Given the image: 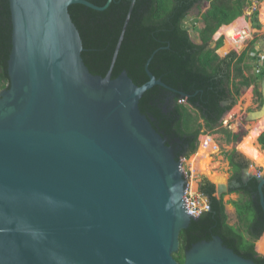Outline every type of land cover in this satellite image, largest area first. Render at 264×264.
<instances>
[{"label":"water","instance_id":"water-1","mask_svg":"<svg viewBox=\"0 0 264 264\" xmlns=\"http://www.w3.org/2000/svg\"><path fill=\"white\" fill-rule=\"evenodd\" d=\"M87 0H10V87L0 91V264H181L189 184L172 147L141 112L154 86L124 71L91 73L69 8ZM132 11V8H131ZM128 17L127 22L129 21ZM124 32L113 59L120 50ZM263 105L247 121L264 117ZM243 135L239 142H242ZM259 181L264 211V175ZM219 199L228 185L216 186ZM262 238V237H261ZM184 264H257L219 236Z\"/></svg>","mask_w":264,"mask_h":264},{"label":"trees","instance_id":"trees-1","mask_svg":"<svg viewBox=\"0 0 264 264\" xmlns=\"http://www.w3.org/2000/svg\"><path fill=\"white\" fill-rule=\"evenodd\" d=\"M87 1L99 7L108 2ZM253 1L113 0L104 11L75 4L69 12L83 41L82 57L94 75L105 77L112 69V78L116 79L126 71L136 85L143 86L150 80L146 64L152 58L149 70L170 89L154 86L143 95L140 109L181 161L198 152L199 138L207 130L225 134L231 142H239L240 134L225 128L223 120L253 84L246 74L251 66H245L253 57L250 50L240 55L232 51L221 57L217 51L224 46L225 38L215 42L214 36L222 26L231 25L242 17ZM205 3L209 6L201 12L204 27L197 41L184 29V21L193 9L203 11ZM123 32L124 38L112 68ZM12 34L10 0H0V91L8 89L11 83L8 62L13 48ZM260 75L263 82L264 66H260ZM256 94L262 104V91L256 89ZM181 100L185 103H180ZM258 143L264 149V132ZM235 157L236 150L229 154L228 160L239 174L242 163L235 162ZM243 164V167L249 166L248 162ZM242 186L238 190L240 200L232 202L240 224L235 227L228 223L224 198L215 196V185L207 179L200 182V193L208 198L211 210L181 231L180 251L174 254L179 263H185V253L194 244L219 236L224 245L239 256L264 264V256L255 249L259 240V249L264 253V211L259 181L253 178Z\"/></svg>","mask_w":264,"mask_h":264},{"label":"rangeland","instance_id":"rangeland-1","mask_svg":"<svg viewBox=\"0 0 264 264\" xmlns=\"http://www.w3.org/2000/svg\"><path fill=\"white\" fill-rule=\"evenodd\" d=\"M262 3H264V1L261 2V4ZM247 11L248 10H246L244 13L246 14ZM199 12L201 13L200 9L198 8L193 9L194 14H198ZM256 17H258V15L255 16V18L254 15H252L250 16V18L247 19L249 27L252 28V32L249 33L250 37L247 40V42L243 44L241 47H237L238 54H242L243 51L245 52L250 50L251 57H253V59L251 60L249 59L245 63L246 67L251 66V69L247 70L246 74L252 80L253 84L251 86L252 87L251 89H253V95L250 94L251 89L245 90L242 93V95L238 98L234 108L225 116L223 120V126L232 133H239L240 137H242L245 134L247 136L250 130L252 129V127L258 123V122L247 121L249 112L259 109L260 99L256 94V89L262 90L260 66H264V25L260 23L261 27H258L259 21L258 19H256ZM260 18H261V13H260ZM224 47H226V45ZM224 47L221 50V54L223 55L230 51ZM232 51H236V50L234 49ZM251 96L252 97L254 96L253 103H251L252 100ZM199 122L201 124H204L202 120H200ZM203 130L206 131L207 129L204 128ZM206 134H210L213 137L214 142L210 143L205 153L201 152V146L204 144L202 143L201 145L199 141L198 152L190 156L187 160L184 158H182L181 160L183 169L188 174V177L192 176L190 177L191 179L190 178L188 179H190L191 185L195 186V188H193L194 192L197 191L200 182L204 179L209 180L212 184L215 185V187L219 184L228 185L227 181L228 178L231 176V169H230L228 156L233 152L234 149L237 150L239 155H241L244 158V160L249 163V168L245 170L246 174L264 175V163L262 162L258 164L254 162L251 158H249L247 155H245L239 148L242 142H234V141L231 142L227 139L225 134L218 132H211L207 130ZM261 150L264 152V149ZM216 196L219 198L218 194H216ZM236 200H237L236 195H228L224 198V203L226 205V211L228 214V223L232 226L240 227L238 215H237V209L232 203L233 201ZM258 241L255 244V249L258 254L264 256V253L259 249L261 242L258 243ZM257 243H258V247H257Z\"/></svg>","mask_w":264,"mask_h":264},{"label":"built area","instance_id":"built-area-1","mask_svg":"<svg viewBox=\"0 0 264 264\" xmlns=\"http://www.w3.org/2000/svg\"><path fill=\"white\" fill-rule=\"evenodd\" d=\"M192 28H193V23H188V22L184 23L185 30L190 32ZM249 33H250L249 30L246 27H244L243 29L238 31L237 37L233 38V42L236 45L234 49L237 52H238L237 47H241L249 39L250 37ZM180 103H185V100H181ZM199 141H200V144L202 145L203 143L206 148L209 147L210 143L214 142L213 137L210 134L201 135ZM182 170L185 173L187 178L192 177V176L188 177V174L183 169V166H182ZM190 179H188L189 184L187 186L186 193H185L186 210L189 215L197 219L200 216H202L205 212L210 211L211 206H210V202L208 198H206L203 194L200 193L199 187L197 188L196 192L193 191V187L190 183Z\"/></svg>","mask_w":264,"mask_h":264},{"label":"crops","instance_id":"crops-1","mask_svg":"<svg viewBox=\"0 0 264 264\" xmlns=\"http://www.w3.org/2000/svg\"><path fill=\"white\" fill-rule=\"evenodd\" d=\"M264 1V0H263ZM263 4L264 3H259V2H257V1H253V3H252V6L250 7V8H248L247 10V13L245 14H243V16L242 17H240V18H238L236 21H234L233 23H237L238 25H242V24H244L243 26H242V29L244 28V27H246L248 30H249V32H252V28L251 27H249V24H248V18H250V16H252V15H254V18H255V16H257L258 15V17H256V19H258V27H261V24L262 25H264L263 24V22L261 21V18H260V13H261V9H262V7H263ZM258 5H260V6H258ZM205 6L207 7V6H209V3H206L205 4ZM205 6L203 7L204 9H203V11H201V12H205ZM242 19V20H241ZM239 20L240 21H242L243 23H240L239 22ZM193 23V28L190 30V32L189 33H191V35H192V37L193 38H195L197 41H199V31L204 27V23H203V21H202V17H201V13L199 12L198 14H194L193 13V11L189 14V16L185 19V21H184V23ZM232 23V24H233ZM261 23V24H260ZM231 24V25H232ZM231 25H228V26H231ZM228 26H222L220 29H219V33L217 32L216 34H215V36H214V41L215 42H217L221 37H224L225 38V40L226 41H224V46L226 45V47H224V48H226L227 50H230L228 53H226V54H221V50L223 49V47H221L218 51H217V53L222 57V56H226V55H228L230 52H232V50H234V48H231L230 49V45H229V41L226 39V36L225 35H222V34H224L223 32H222V30H223V28H225V27H228ZM215 44H213V46H214ZM235 52H237V51H235ZM244 52V51H243ZM238 53V52H237ZM240 55V54H239ZM264 82V81H263ZM262 82V83H263ZM252 87H250L249 89H251ZM248 89V90H249ZM261 89H262V87H261ZM262 91V90H261ZM250 94L251 95H253V89H251L250 90ZM254 97V96H253ZM253 97L251 96V103H253ZM252 112V111H251ZM250 113V112H249ZM264 118V117H263ZM263 118L262 119H260L259 121H257L258 123H257V125L263 120ZM254 127V126H253ZM252 127V128H253ZM250 133V132H249ZM249 133H248V135H249ZM263 133V132H262ZM247 135V136H248ZM261 135V134H260ZM247 136H246V138H247ZM241 138V137H240ZM245 138V139H246ZM244 139V140H245ZM240 140V139H239ZM243 140V141H244ZM257 142H258V140H257ZM259 144V143H258ZM260 145V144H259ZM261 147V146H260ZM262 149V148H261ZM210 153V152H209Z\"/></svg>","mask_w":264,"mask_h":264},{"label":"bare ground","instance_id":"bare-ground-1","mask_svg":"<svg viewBox=\"0 0 264 264\" xmlns=\"http://www.w3.org/2000/svg\"><path fill=\"white\" fill-rule=\"evenodd\" d=\"M242 20V19H241ZM261 21L264 24V6L261 9ZM240 23H243L242 21L239 20ZM242 25H238L237 23H233L231 26L223 28L222 32L226 36V39L229 41L230 49L234 48L236 45L233 42V38L237 37L238 31L242 29ZM262 119V118H261ZM264 132V118L263 120L257 125H254V127L250 130V133L248 137L246 136L243 138L242 143L240 144V150L247 155L249 158H251L254 162L260 164L264 163V152L261 150L260 145L258 144L257 140ZM206 147L204 145L201 146V152L205 153ZM193 188H195L194 185H192ZM264 237V236H263ZM262 237V238H263ZM261 238V239H262ZM258 250V249H257Z\"/></svg>","mask_w":264,"mask_h":264},{"label":"flooded vegetation","instance_id":"flooded-vegetation-1","mask_svg":"<svg viewBox=\"0 0 264 264\" xmlns=\"http://www.w3.org/2000/svg\"><path fill=\"white\" fill-rule=\"evenodd\" d=\"M262 105H263V103L262 104L261 103L259 104V109L262 107ZM259 109H257V110H259ZM234 150H233V152H234ZM235 162L242 163L241 173L237 174L235 172V170L230 166L231 176L228 178V181H227L228 182V192L226 194H224L222 197L225 198L228 195H236L237 196V200L236 201H238L241 198V194L238 193V190L243 187L242 186L243 184H245V185L248 184L253 178H250L247 181H245V175H244V173H245V170L249 168V166L248 167H243V166H245V164H243V163L246 162V161L244 160V158L241 155H239V153L237 152V150H236ZM229 164H230V162H229ZM216 194H217V191H215V196H216Z\"/></svg>","mask_w":264,"mask_h":264}]
</instances>
